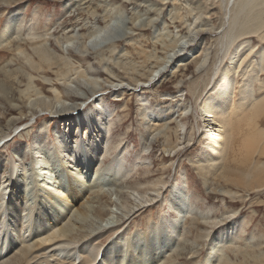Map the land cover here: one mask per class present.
I'll return each instance as SVG.
<instances>
[{
    "label": "rangeland",
    "instance_id": "obj_1",
    "mask_svg": "<svg viewBox=\"0 0 264 264\" xmlns=\"http://www.w3.org/2000/svg\"><path fill=\"white\" fill-rule=\"evenodd\" d=\"M218 3L219 0H0V37L2 32H8L6 42L0 40V194L4 198L0 221L4 223L2 228L10 231L6 243L11 244L7 252L0 254V264L17 255L21 248L46 254L54 243L67 241L78 242L71 246L76 252L80 244L99 242L101 251L90 264H105L100 257L111 247L119 251L118 243L129 238L132 242L140 238L142 244V237L150 231L156 234L166 218L177 220L179 231L167 233L166 245L152 256L153 264H209L207 258L213 255L230 259L229 264H264V188L249 192L221 178L220 171H233L231 167L238 165V159L231 153L228 135L221 151L210 152L211 156L204 154L208 140L203 137V126L208 122L203 121L207 118L201 110L203 100L215 92L210 90L212 84L206 89L201 85L195 92L190 89L196 75H205L212 63L218 70L233 67L230 53L221 61L217 42L223 26L219 27V21L213 26L203 13L207 7L220 8ZM185 12L183 21L171 20L173 14L185 16ZM110 16L114 41L83 49L84 36L103 27ZM10 26L15 34L11 35L12 28L7 30ZM67 38H74L73 42L68 43ZM248 39L249 47L255 46L251 59L256 64L264 53V45H259L257 35ZM177 40L178 49L172 51L170 46ZM206 42L207 60L196 70L195 77L188 75L175 88L159 87L190 61L188 56L198 57L199 48ZM34 43H38L37 47L43 45L50 54L45 66L55 60L58 64L51 69H33L39 63ZM17 45L23 48L15 50ZM188 48H192L189 54ZM230 48L233 50L234 46ZM246 49L244 46L237 56L244 55ZM145 53L152 57L142 64ZM165 57L169 58L164 60ZM29 58L34 64L27 61ZM62 59L64 62L59 61ZM65 62L67 66H62ZM60 68L67 71L66 79L57 74ZM243 70L234 78L238 84H232L235 105L244 86ZM219 72L211 82L217 80ZM149 73L152 78L143 82ZM92 80L96 86L89 84ZM256 80L253 86L256 97H260L264 94V72L259 68ZM35 83L44 87V94L34 95L41 87ZM52 86L62 93L61 100L53 96ZM92 89L95 95L82 105ZM79 106L81 109L77 110ZM98 110L96 119L93 114ZM148 111L152 117L147 116ZM259 125L264 129V117ZM215 130L213 127L210 133ZM89 141L96 149H91L88 170L83 161L89 153L86 149H82L80 163L77 159L67 163L65 154L59 151L61 146L66 152ZM35 142L49 152V158L39 165L35 161L40 157L32 152ZM174 145H178L177 149L171 150ZM51 152H55L54 158ZM58 157L65 164L64 172L53 167L44 169L43 163L50 166ZM114 157L122 170L118 177L109 178L104 172L110 166L108 160ZM257 160L264 162V156L254 155L253 161ZM224 164L230 166L226 171ZM22 168L42 178L34 180L36 185L31 176L22 183ZM69 171L80 173L87 185L101 175L105 176V183L81 197L84 205L79 210L86 213L85 222L72 219L67 236L56 234L53 242L43 244L41 241L50 240L49 235L56 233L63 222L55 226L51 218L35 212L39 193L53 191L61 177L59 172L68 184ZM28 183L30 192L25 191ZM178 192L186 193L184 206L172 198ZM24 193H31L26 200ZM11 202L29 205L37 219H45V228L36 233L29 228V210L20 215L21 225L9 227L13 217L10 212L6 215V209ZM108 215L109 222L105 220ZM204 216L215 223L207 225L202 220ZM231 225L232 231L225 232L228 237L220 238ZM122 248L132 254L126 244Z\"/></svg>",
    "mask_w": 264,
    "mask_h": 264
},
{
    "label": "bare ground",
    "instance_id": "obj_2",
    "mask_svg": "<svg viewBox=\"0 0 264 264\" xmlns=\"http://www.w3.org/2000/svg\"><path fill=\"white\" fill-rule=\"evenodd\" d=\"M218 4H220V8L207 7L203 9V13L206 14L209 17V19L212 20L213 26L216 27L215 24L217 21H219L220 24L219 27L223 26L221 27L222 30L220 32V38L217 42V44L220 47V52L222 53L223 56L221 61L224 60V58L230 53L229 57L230 58L233 57V60H231L233 67L229 68L228 66L227 67L223 66L218 70L216 68L217 65L214 62L208 68V70H206L205 75H202L201 73V75L197 76L195 73L196 70L202 68L201 66H203V64L207 60L208 54L206 52L208 51V48H206V46L208 45V43L206 42L205 46L199 48L200 55L198 57L188 56V58H191L190 61L187 58L189 62L182 64L183 66L179 67V69L168 80H166V82L164 81L159 87L162 88L164 86L165 88L168 87L175 88L176 87L175 85L183 83L184 79L190 74L192 75V78L195 77L194 75H196V77L192 80L190 84V89L193 92L199 90L201 85L205 87L204 89H206L209 85L211 86L212 84L210 90L215 92V94H212L210 98H205L203 100L204 108L201 110L202 111L201 113H203V117L207 118V120H203V121L208 122L207 125L203 126L204 130L206 131V133L203 134V137H205L206 140H208V142L204 146V154L205 156H211L210 152L211 153L215 152L216 154L217 150L221 151L225 136L228 135L230 150L231 153L237 157L238 160L235 162L238 165H236L235 167H231L232 170L234 169L233 171L227 170V173L220 171V176H222L221 178L224 179L226 183L231 185L235 183V186H240L250 192V190L254 191L255 189L259 190L258 188H262V187L264 188V162L261 163L258 160L253 161L254 155L264 156V129H260V125H259V120H262V118L264 117V94L260 97H256L257 89H255V87L253 86V84H255V82L257 81L256 79H257L258 68L259 71L264 72V53L260 54L259 62L255 64L254 60L251 59L253 54V49L255 46L249 47L250 39H248V38H252L254 35H257L258 37L257 41L259 45H264V0H219ZM185 14H186L185 16H182L178 13H175L170 17L172 21L179 20L181 22L185 17H187L186 12ZM112 19H113L112 16L108 17V20L104 22L103 27L97 28L91 31L86 36H84L83 38L84 40L82 43L83 49H86L87 45L89 44L98 45L99 42L104 40V36L106 37L105 40L108 42H110L113 39L114 37L113 34L115 32L112 29H110L111 28L110 24L113 22ZM214 19L216 20L215 22ZM225 24L226 27H224ZM11 28L12 27L10 26V28H8L7 30L9 31ZM12 30L13 32L11 33V35L15 34L14 32L16 31L13 28ZM106 31L109 32H107V34L105 35ZM6 33L8 32L5 33L2 32L0 37V40H2L1 43L6 42V39L8 38L6 36ZM11 37L12 36H10V38ZM71 39L74 38H70V39L67 38L68 43L73 42ZM179 42L180 41L177 40L176 42L171 44L170 48L172 49V51L175 50L176 48L178 49ZM37 44L38 43H34L32 46L35 47L34 51L38 55L39 63H35V66H32L33 69L35 70H39V68L51 69L52 65H57L58 64L57 60H55L53 63H47L46 66L44 65L45 62H49L50 54L47 52V49L43 45L37 47ZM231 45L234 46L233 49L234 51L232 50V48H230ZM244 46L248 48L246 49L247 52L242 56H237L238 53L243 50ZM22 48L23 46L17 45L15 50L18 49L20 51V49ZM263 50L264 47H261V51ZM191 51L192 48H188L187 50L188 54ZM245 51H243L242 53H244ZM150 57H152V55L148 56L145 53L144 56L142 57L143 58L142 64H145L146 59H149ZM167 58L169 57H165L164 60ZM27 61L33 62L34 64V61L31 58H29V60L27 59ZM59 61L64 62L63 59ZM66 62L64 63V65L62 63V66H67ZM62 68L59 69L57 74L60 75V77H64L63 79H66L67 76L65 78V74L67 73V71L64 69L66 71L65 72L64 70H62ZM240 69H244L243 70L244 79L242 78L241 80V83L242 84L244 83V86L242 91L240 92V96L237 101L238 103L235 105L234 104L235 95L234 92H232V84L233 85L238 84V82H236L234 78L236 77V75H238ZM217 71H220L217 80L216 81L213 80V82H211L212 79L215 78V74ZM79 77L84 79V77L80 74ZM149 78H152L151 73H149L146 76V79L143 82H146L147 79L149 81ZM31 82L32 81H30V83ZM258 82L259 84L261 83L259 79ZM35 84L36 86L37 85L41 86V84L39 83H35ZM89 84L92 87L96 86L95 85L96 83L93 80L90 81ZM52 87H53L52 94L55 97V99L61 100L62 93L59 91L57 86L55 87L52 86ZM43 91H44V87L41 86L39 90H36L34 92V95L37 96L44 94ZM94 91L95 90L92 89L91 90L92 94L90 96H85L86 98L82 101V105L86 104V102L90 100L91 96L95 95ZM27 97L29 99L30 95H28ZM47 109L50 110L52 108L49 107ZM79 109H81V106L77 107V110ZM93 115H95L94 117L98 119L97 116L100 115V111L99 110L95 111ZM147 116L152 117L153 114L148 111ZM95 124L96 126H98L100 124V120L99 121L97 120ZM213 127H216V130L213 131V133H210ZM39 144L35 142L34 147L32 149L33 150L32 152L36 156L38 155L40 157L39 161H35L36 165L41 164V161L44 162L47 158H49L48 156L49 152H46L45 148H43V146ZM177 146L178 145H174V147L171 150H176ZM41 149H43L45 152H42ZM82 149H86L87 151H89L87 155H84L86 159L83 160L85 161L84 166H86V169L88 170L89 168H87V164H89V158L91 157L92 154L91 149L95 151L96 149L95 144H92L89 141L87 145L79 146L75 148V150H70L66 152H65V148H63L62 146L59 147L60 153L65 154L67 158V163H70L74 159H77L78 162L80 163ZM50 154L52 155V158H54L53 155L55 154V152H51ZM108 164H110V166H108V170H105L104 175L105 176L108 175L109 178L118 177L120 175L119 173L122 170V166L119 160L117 159V157L109 159ZM42 165L44 166L45 170L46 168L49 167H53L54 170L56 171L61 170L62 172H64V170H66L64 162L60 160L59 157H58V161L52 162L50 166L47 165V163H43ZM111 166H116V168L112 169ZM229 167L230 166L225 167L224 164L223 170L226 171V169H229ZM21 171L23 172L20 179L22 183L26 182V180H28L31 176L33 178L32 180L33 183L36 185L35 183L36 181L34 180L35 179L39 180V178H42L41 177L42 175L40 176V174H36L34 173V171L32 172L34 173L33 175L29 174L26 168H22ZM59 174L61 177L55 183V188L51 193L49 192L39 193V197H40L39 203L37 205V210L35 212H37L38 215L39 214L43 215L45 219L51 218L55 226L58 225V223L63 222L60 225V228L56 230V233H52L51 234L52 236L49 235L50 240L46 239L45 241H41L43 244H50L51 242H53L55 240L56 234H61V237L65 235L67 236V234L70 233L71 231L70 221L72 219L75 218L74 220L76 221L79 220L81 222H85L86 213L81 212L79 210L81 208L83 209V205H84V203L81 202L83 201L81 197H84L90 191H92L91 189L93 188L97 189V187H100L102 183H105L104 181L105 176L101 175L100 177L95 178L93 183L89 182L90 185H87L88 182L85 180L83 176H81L80 173L79 174L77 172L71 173V171H69L67 172L68 175L67 176L68 184H67L64 182L62 178L63 174L60 172ZM29 185L30 183L26 184L25 187ZM21 186H24V184H22ZM30 189L31 188L29 186V189L28 190L25 189V191L28 192ZM226 192H229V190H226ZM30 194L27 195L24 193V200H26V198H28ZM185 196H186L185 192H178L177 194L173 195L172 198L175 201H178L179 203L181 202L180 205L184 206L183 197ZM3 199L4 198L2 194H0L1 206L2 204H4ZM29 209H30L29 205L27 204L21 205L14 202L9 203L6 209V215L8 214V212H10L11 216L13 217L12 218L13 220L9 222V227L12 228V225L14 224H16V227L21 225V222H23V218L21 220L20 215H22L24 212H27ZM31 209H33V207H31ZM48 213L51 214L50 217H48ZM29 216L31 217V219L29 221L27 219V222H29L28 226L34 233H36L38 229L45 228L44 227L45 219L44 220L42 218L37 219L38 216L36 215V213L33 215L32 210H29ZM110 217L111 216L108 215V218L105 220L106 221L108 220L109 222ZM202 220L209 226H212L215 223L213 220H210L205 216L202 217ZM1 224L4 223L0 221V225ZM230 227L233 229L234 225L226 227L225 231H223L220 234V238L228 237L229 233L225 234V232L232 231ZM21 229L22 228H20V230ZM112 231L114 232V230ZM169 231H175L176 233L179 231V228L177 226V220H171L166 218L163 226L161 227V229L158 230L156 234L153 231H150L149 234H145L142 237L143 240L142 244H140L141 242L140 238L138 239V241L135 240V242H132L129 238L126 241L123 240L121 243L120 242L118 243L117 247L119 246L118 247L119 251L113 250L111 247L105 253L103 258L102 256L100 258L103 259L102 262L105 264H153L152 256L156 255V252L158 251L160 252L164 248V246L167 243L166 239L168 241L167 233ZM9 232L10 231L7 230L6 228L3 229L1 225L0 237L3 236V240L0 241V254H4V252H7L9 250V247L11 246L10 243H6L7 242L6 238L7 236H9L8 234ZM116 240H120V239L116 238ZM77 243L78 242L72 243V241L54 243L52 247H50V249L48 248L49 251L46 252V254L43 253L40 254L39 250L37 252L35 251L29 252L27 250L22 251L23 248H21L19 249L17 255L2 260L1 264H74L76 261H79V264L94 263L97 260V257L101 251L102 244H100L99 242H97L95 245L93 242L90 243L87 242L88 245L80 244L77 247L78 251L76 252L75 251L76 248H72L71 246L72 245L75 246ZM125 244L128 248H131V252H132L131 255H128L127 252L122 251L123 249L122 247L123 246L125 247ZM135 253H137L136 254L137 256H135ZM83 261H85L86 263H84ZM229 262L230 259L227 258L224 259L220 255L219 256L213 255V256H208L206 263L229 264ZM231 264H233V262H231Z\"/></svg>",
    "mask_w": 264,
    "mask_h": 264
},
{
    "label": "water",
    "instance_id": "obj_3",
    "mask_svg": "<svg viewBox=\"0 0 264 264\" xmlns=\"http://www.w3.org/2000/svg\"><path fill=\"white\" fill-rule=\"evenodd\" d=\"M102 36H104V35H102ZM106 39V37L104 36V40H102L98 45H96L97 47H99V46H102V45H105V44H107V43H109L108 41H106L105 40ZM112 41H114V40H112ZM111 42V41H110ZM90 45V44H89Z\"/></svg>",
    "mask_w": 264,
    "mask_h": 264
}]
</instances>
